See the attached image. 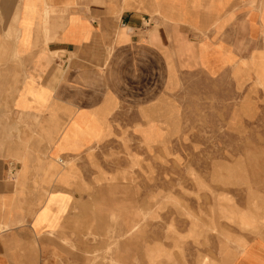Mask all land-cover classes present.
I'll return each instance as SVG.
<instances>
[{"label": "crops", "instance_id": "crops-1", "mask_svg": "<svg viewBox=\"0 0 264 264\" xmlns=\"http://www.w3.org/2000/svg\"><path fill=\"white\" fill-rule=\"evenodd\" d=\"M262 69L264 0H0V264L67 261L102 143L159 149L183 87Z\"/></svg>", "mask_w": 264, "mask_h": 264}, {"label": "rangeland", "instance_id": "rangeland-1", "mask_svg": "<svg viewBox=\"0 0 264 264\" xmlns=\"http://www.w3.org/2000/svg\"><path fill=\"white\" fill-rule=\"evenodd\" d=\"M257 79L201 83L197 94L183 87L177 133L159 149L136 139L133 150L121 138L122 146L102 143L101 164L85 183V233L54 248L67 261L43 264H264V84ZM104 189L109 197L101 198ZM106 203L117 215L99 209Z\"/></svg>", "mask_w": 264, "mask_h": 264}]
</instances>
